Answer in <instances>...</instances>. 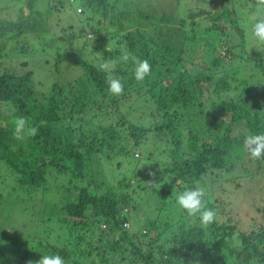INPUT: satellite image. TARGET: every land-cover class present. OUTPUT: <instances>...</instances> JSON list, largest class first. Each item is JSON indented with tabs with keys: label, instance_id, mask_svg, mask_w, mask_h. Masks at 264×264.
Returning a JSON list of instances; mask_svg holds the SVG:
<instances>
[{
	"label": "trees",
	"instance_id": "1",
	"mask_svg": "<svg viewBox=\"0 0 264 264\" xmlns=\"http://www.w3.org/2000/svg\"><path fill=\"white\" fill-rule=\"evenodd\" d=\"M81 1L79 9L88 15L72 39L83 42L87 32L97 36L113 28L110 36L95 39L103 60L76 50L86 44L75 47L71 40L66 45L53 34V44L59 41L62 46L55 50L52 70L58 73L69 62L63 68L72 79L37 89L32 71H22L24 63L0 70V162L24 188L22 194L31 200L41 197L39 216L33 215L16 232L28 233L34 221L39 227L31 230L36 232L32 240L47 222L55 221L53 229L60 231L54 244L33 240L25 247V240L17 244L14 238L0 244V258L9 260L4 264H28L45 254H59L66 264H264V205L257 229H239L230 217L221 221L225 189L242 188L241 172L261 169L249 170L248 163L264 160L252 159L243 147L247 135L264 134V51L253 56L247 52L243 27L230 2L221 0L216 11L187 9L184 16L180 10L175 16L162 12L159 22L179 25V42L172 44L155 42L139 28L129 30L134 15L144 16L143 10H117L110 0ZM33 2L25 0L30 12L24 21H0V60L6 52L10 57L23 53L14 48L23 34L29 32L38 42L48 33L40 30L43 35L36 40L38 12ZM145 4L153 7L149 1ZM200 18L207 25L200 24ZM161 29L164 26L155 30L159 38L165 35ZM108 42L114 43L112 48ZM206 51L208 60L202 57ZM125 53L130 55L127 63L120 61ZM132 57L151 65L143 83L134 78ZM106 60L117 62L114 72L100 70ZM109 75L122 79V95L108 92ZM140 97L149 108L131 118ZM20 116L38 127L35 137L14 139V120ZM151 135L169 161L151 158L150 151L145 156L158 167L152 181L159 201L155 213L141 219L134 198L148 190L133 184L139 180L136 166L141 161L134 153ZM165 145L170 148L164 150ZM124 162L129 167L122 172L127 174L108 175L119 172ZM191 188H202L207 206L216 212L215 222L206 228L176 204V195ZM104 224L106 228L100 227ZM138 228V234L131 231ZM51 233L46 231L48 240ZM234 237L237 244L232 245Z\"/></svg>",
	"mask_w": 264,
	"mask_h": 264
},
{
	"label": "rangeland",
	"instance_id": "2",
	"mask_svg": "<svg viewBox=\"0 0 264 264\" xmlns=\"http://www.w3.org/2000/svg\"><path fill=\"white\" fill-rule=\"evenodd\" d=\"M149 1L153 3V7H147L146 2ZM208 3L214 1L216 4L210 6ZM230 3L228 4L230 9L235 11V14L238 18L239 24L243 27L244 34H245V44L246 50L250 55L254 54H262V52L257 51L259 47L253 41L250 35V26L254 23L257 18H264V13H260L255 9H251L248 7L249 0H228ZM221 0H206L205 2H201V0H180L178 7L176 8V0H110V4L114 5V9L117 10H134L137 13H142L143 15H134V22L129 30H134L139 28L140 30L147 31L151 34V38L153 41L162 42L168 40L172 44H178L179 30L177 27L179 25L175 22L172 25L166 26L165 23L159 22L158 18L162 14V12H169L172 13L174 16L178 14L179 10L185 15L184 10L193 9L197 10L198 8L201 9H210L211 11H216L219 7ZM34 11L38 12L36 15V21L34 22L37 28L38 34L36 35V40L38 37H41L43 34L40 33V30L46 29L48 33L43 35L42 40L35 42L33 40L32 35L28 32L22 35L20 41L14 46L17 48L18 51L20 49L23 50V53H18L16 56L10 57L9 54H4L2 59L0 60V70L5 67H13L17 69V66L21 68V64L24 63L22 71H32L33 73V82L36 85L37 89H42L44 86L51 85L52 83L56 82L57 79L60 80V84H63L65 80L72 79L69 74L64 71V66H69V62H65L59 67V72L56 73L52 70L55 50L58 47H61V43L59 41L55 43L53 39V34H56L57 40H60L63 44H69L71 40H73V36L76 32H78L79 28L81 27V23H84L85 17L88 13L83 14L80 11L82 9V1L81 0H68L64 4L60 0H34ZM80 8V9H79ZM30 10L27 8L25 4V0H0V21L8 22V23H19L25 20L29 16ZM82 14V15H81ZM152 15L153 19L148 20V15ZM201 21L200 24L207 25L204 19H198ZM161 29V33H164L161 38L156 36L155 30L157 31V27H163ZM89 27V25H88ZM88 27H83L84 31L88 30ZM41 28V29H40ZM176 28V29H175ZM39 29V30H38ZM114 29L103 30L97 36L94 34L87 32L86 33V41L83 42H76L73 40V46H83V44L87 45L84 50L83 48H77L78 52L82 54H88V58H91L90 55H94V57L98 60H103L101 57L99 50L96 48L95 39L100 38L102 36L109 35ZM159 32V33H160ZM12 34V33H11ZM27 36H29V41L27 40ZM115 41L116 37H115ZM217 41V40H215ZM13 40L9 42L12 44ZM52 42V47H47L46 45H50ZM214 42V41H213ZM8 44V45H9ZM114 45L113 42H108V48H112ZM23 46V47H22ZM11 46L10 48H12ZM22 47V48H21ZM211 46L208 47L207 50L210 49ZM43 48V49H42ZM114 50V49H113ZM125 50V47H124ZM62 52L65 51L61 50ZM124 52V51H123ZM203 59L208 60L210 57V52L206 51L203 54ZM12 68V69H13ZM20 73V71L18 70ZM62 80V81H61ZM143 97H140V100L135 101L133 103V109L137 112H133L131 118L141 117L142 112L149 108V103L143 101ZM149 115H146L145 123L148 122ZM115 121H119L117 117ZM154 136H150L147 142L141 146H138L134 153L135 157L141 159L140 163L137 164V170L139 172V180L134 181L133 184L135 185H144L148 192H145V195L142 197L136 196L134 198L137 210L141 212V219L142 217L146 218V216H152L155 213V208L153 207L157 204L158 195L157 192L153 191L154 188V177L157 171H153L157 169V166H154V160H150L149 158L146 159L145 156L150 151L152 153L151 158L160 161H169L167 154H164L161 150L162 147H158L157 145H153V143L157 142V140L151 141ZM164 138V137H162ZM126 140V139H121ZM127 144V141H126ZM127 146V145H126ZM172 147V145L170 144ZM157 147L156 150L153 148ZM170 148L169 145L163 146ZM128 158V157H127ZM143 162V163H142ZM131 165H134L133 162H130ZM129 165L127 162L122 163L121 167L119 168V172H108V175L113 174L112 176H118L127 174L129 171L122 172ZM261 167L260 172H241V184L242 188L234 189L231 192V188L227 187L225 189L226 194L224 195L225 205L223 206L222 210H225L224 216L221 218V221H226L228 217L232 219V223L236 225L237 228L242 230H250L252 228L256 229L262 224L261 219L263 218L261 214V207H263V198H264V160L260 164L256 163H248L247 168L257 171V168ZM116 171V170H115ZM150 171V172H148ZM226 184V183H225ZM224 184V186H225ZM21 192H25L24 188L19 187L17 184L14 175L11 171L0 162V193L2 194V198L0 200V244H5L6 241H10L14 238V243L18 244L19 240H25L26 246L31 247V243L33 240L46 242L49 244L56 243L57 234H60V231L53 229L54 222L51 223L47 222V226L41 231V233H37L38 237L34 238V233L32 229H36L38 226L37 222L34 221L33 225L30 226L28 233L26 232H16L19 226H26L25 224L28 223V219L32 220L33 215L39 216V206L41 204L40 198L36 197L31 200L29 194H22ZM140 199V200H138ZM139 208V209H138ZM165 213V211H164ZM137 213L133 211V217H131V222L135 224V220H137ZM220 217V215H219ZM38 219V218H37ZM135 219V220H134ZM133 220V221H132ZM139 224V222H136ZM131 224V225H132ZM136 224V225H137ZM135 226V225H134ZM52 227V228H51ZM136 227V226H135ZM25 228V227H24ZM41 228V227H40ZM51 229V240H48L46 237V231ZM138 230H131L138 234ZM22 231V229H21ZM237 244V239L234 237L232 245ZM237 249V245L234 247ZM23 247H19V251L21 252ZM9 262V260H3L0 258V264H4ZM34 262V261H32Z\"/></svg>",
	"mask_w": 264,
	"mask_h": 264
},
{
	"label": "clouds",
	"instance_id": "3",
	"mask_svg": "<svg viewBox=\"0 0 264 264\" xmlns=\"http://www.w3.org/2000/svg\"><path fill=\"white\" fill-rule=\"evenodd\" d=\"M248 7L264 13V0H249ZM250 35L256 45L259 46L257 51H264V18H257L251 24ZM129 59L130 55L128 53L120 57V61L124 63H127ZM132 59L135 64L134 78L138 83H143L145 78L151 75V65L147 59L140 60L136 57H132ZM116 63L114 60H106L100 65V70L109 73L114 72ZM106 82L108 92L111 95L119 96L123 94L124 84L121 78L109 75ZM38 131V127L30 125L28 117L15 118L14 139L22 141L27 137H35ZM243 147L252 159H264V134L247 135L243 141ZM205 197L206 193L202 188L186 189L176 195V204L188 217L193 218L194 222L198 220L199 225L206 228L215 222L216 212L207 206ZM100 227L106 228L105 224L100 225ZM123 227L126 228L125 223ZM28 264H66V262L59 254H45L41 255L39 260L29 261Z\"/></svg>",
	"mask_w": 264,
	"mask_h": 264
},
{
	"label": "built area",
	"instance_id": "4",
	"mask_svg": "<svg viewBox=\"0 0 264 264\" xmlns=\"http://www.w3.org/2000/svg\"><path fill=\"white\" fill-rule=\"evenodd\" d=\"M125 226L128 227V223H125Z\"/></svg>",
	"mask_w": 264,
	"mask_h": 264
}]
</instances>
